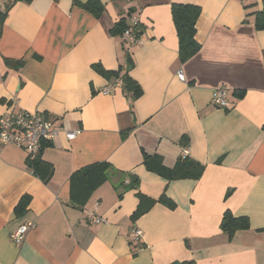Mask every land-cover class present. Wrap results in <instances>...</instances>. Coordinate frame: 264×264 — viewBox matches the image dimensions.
Returning a JSON list of instances; mask_svg holds the SVG:
<instances>
[{
	"label": "crops",
	"instance_id": "0c3cea01",
	"mask_svg": "<svg viewBox=\"0 0 264 264\" xmlns=\"http://www.w3.org/2000/svg\"><path fill=\"white\" fill-rule=\"evenodd\" d=\"M88 1L0 0V117L34 112L78 131L74 140L60 132L36 155L0 146V264H264V30L254 25L264 0H98V18ZM171 4L200 9L199 50L184 62ZM132 17L142 34L129 45L110 29ZM124 74L139 98L123 87L102 93ZM221 88L222 110L211 101ZM184 149L203 167L198 179L171 182L142 163L158 156L171 170ZM36 159L52 168L47 182L29 166ZM96 163L118 173L76 207L70 177ZM226 212L247 218L248 229L229 238ZM89 214L105 223L90 224Z\"/></svg>",
	"mask_w": 264,
	"mask_h": 264
},
{
	"label": "trees",
	"instance_id": "16d2710c",
	"mask_svg": "<svg viewBox=\"0 0 264 264\" xmlns=\"http://www.w3.org/2000/svg\"><path fill=\"white\" fill-rule=\"evenodd\" d=\"M29 3L32 0H16ZM150 1V0H142ZM264 6V5H263ZM10 6L6 7V11ZM84 8L92 13L96 18L100 17L103 12L102 5L98 0H89ZM170 12L172 17V23L174 24L177 39H178V57L180 62L187 61L194 56L198 50L199 45L194 40L195 24L198 16L200 15V9L197 6L189 4H171ZM6 17L5 14L0 15V18ZM254 25L256 30H264V8L262 12L255 14ZM132 28L138 35L142 34L140 26L132 27L127 25L125 19H120L116 24H113L110 31L114 34L122 35L123 32ZM132 64L129 62L128 71L131 69ZM96 70H100L98 67H94ZM102 71V70H100ZM122 87L124 92L130 97L132 101L136 100L141 95V89L138 84L130 78L128 74H124L121 77ZM142 163L144 167L155 174L165 178L168 181H175L185 178L198 179L202 173L203 167L198 163L189 160L187 156L180 157L174 168L171 170L165 169L158 156H146L143 155ZM30 168L34 173L43 181L47 182L52 174L51 166L39 161V159L33 160L29 163ZM118 172L107 163H96L88 165L76 171L70 177V199L74 206L81 207L87 201L90 194L99 187L102 183ZM137 180L130 181L125 188L135 187ZM28 198H23L17 208L16 214H21L24 207L28 203ZM160 202L165 203V196H161ZM152 204V203H151ZM170 207L174 205L170 203ZM139 216V212H136L133 216V220ZM221 230L227 234L229 238L233 236L236 231L246 230L249 227L247 218L245 217H233L230 213L226 212L223 215L221 222ZM172 264H195L194 261L175 262Z\"/></svg>",
	"mask_w": 264,
	"mask_h": 264
},
{
	"label": "built area",
	"instance_id": "2783aa9c",
	"mask_svg": "<svg viewBox=\"0 0 264 264\" xmlns=\"http://www.w3.org/2000/svg\"><path fill=\"white\" fill-rule=\"evenodd\" d=\"M131 26L136 27L139 21L136 17L131 18ZM124 43L133 45L140 42V35L132 28L126 29L121 35ZM178 79L183 80V75L178 74ZM114 87H122V81L109 86L102 90L103 94H110ZM226 90L218 89L212 95V104L218 108L226 109L228 101L226 100ZM60 132L65 134L67 140H74L78 131H70L66 126H56L52 118H43L38 113L19 111L14 115H6L0 117V146L11 145L15 148L22 149L31 155H36L43 143L51 142L58 136ZM187 156V150L184 149L181 157ZM90 224L105 223V220L95 214L88 215ZM33 227L32 223H27L18 227V229L10 235L12 241L20 242L24 234ZM141 230L137 228L131 229L129 240L138 242L142 237Z\"/></svg>",
	"mask_w": 264,
	"mask_h": 264
}]
</instances>
